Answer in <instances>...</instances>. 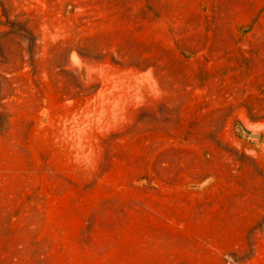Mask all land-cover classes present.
<instances>
[{
  "label": "rangeland",
  "instance_id": "rangeland-1",
  "mask_svg": "<svg viewBox=\"0 0 264 264\" xmlns=\"http://www.w3.org/2000/svg\"><path fill=\"white\" fill-rule=\"evenodd\" d=\"M0 264H264V0H0Z\"/></svg>",
  "mask_w": 264,
  "mask_h": 264
}]
</instances>
